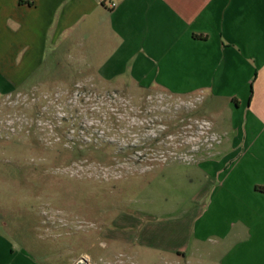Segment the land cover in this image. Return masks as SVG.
<instances>
[{
	"label": "crops",
	"instance_id": "1",
	"mask_svg": "<svg viewBox=\"0 0 264 264\" xmlns=\"http://www.w3.org/2000/svg\"><path fill=\"white\" fill-rule=\"evenodd\" d=\"M70 69L95 85L201 95L224 110L225 125L212 123L215 153L188 178L190 208L161 244L264 264V0H0V98ZM14 229L0 210V264H49Z\"/></svg>",
	"mask_w": 264,
	"mask_h": 264
},
{
	"label": "rangeland",
	"instance_id": "2",
	"mask_svg": "<svg viewBox=\"0 0 264 264\" xmlns=\"http://www.w3.org/2000/svg\"><path fill=\"white\" fill-rule=\"evenodd\" d=\"M52 81L0 98V210L15 236L49 264H217L206 245L178 255L161 241L190 208L224 110L71 69Z\"/></svg>",
	"mask_w": 264,
	"mask_h": 264
},
{
	"label": "water",
	"instance_id": "3",
	"mask_svg": "<svg viewBox=\"0 0 264 264\" xmlns=\"http://www.w3.org/2000/svg\"><path fill=\"white\" fill-rule=\"evenodd\" d=\"M77 264H87L86 260L84 258H81Z\"/></svg>",
	"mask_w": 264,
	"mask_h": 264
},
{
	"label": "built area",
	"instance_id": "4",
	"mask_svg": "<svg viewBox=\"0 0 264 264\" xmlns=\"http://www.w3.org/2000/svg\"><path fill=\"white\" fill-rule=\"evenodd\" d=\"M111 7H114V4H111Z\"/></svg>",
	"mask_w": 264,
	"mask_h": 264
}]
</instances>
